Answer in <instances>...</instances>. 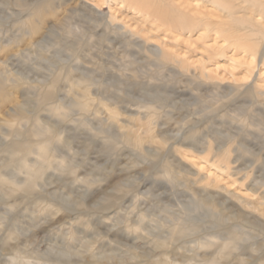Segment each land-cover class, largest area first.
Returning <instances> with one entry per match:
<instances>
[{
  "label": "rangeland",
  "instance_id": "rangeland-1",
  "mask_svg": "<svg viewBox=\"0 0 264 264\" xmlns=\"http://www.w3.org/2000/svg\"><path fill=\"white\" fill-rule=\"evenodd\" d=\"M0 80V264H264V0H0Z\"/></svg>",
  "mask_w": 264,
  "mask_h": 264
},
{
  "label": "bare ground",
  "instance_id": "bare-ground-1",
  "mask_svg": "<svg viewBox=\"0 0 264 264\" xmlns=\"http://www.w3.org/2000/svg\"><path fill=\"white\" fill-rule=\"evenodd\" d=\"M129 1L134 2V1H139V0H129ZM222 1H225V0H222ZM3 86H5V84H4L3 80H0V91H4V90H2ZM87 89H88L87 87L84 89L85 93H88ZM61 109H62V107H61L60 104H56V105L52 106V110L54 112L58 113ZM60 115H64V113H62ZM38 117L39 116H36L34 118V120H38L39 119ZM37 133L40 134V138L37 140L38 142L36 143L37 146H38L36 152L33 149L30 148L31 147L30 144L29 145H25V144L19 145V150L22 153H24V155L21 156L22 161H21V164H20V169H22V168L26 169L27 177H26L25 181L22 184L17 182V180H11L10 179L9 183L14 185L13 189H11L12 192H15V190L16 191L17 190L18 191L22 190V191L25 192V194H28L30 196L35 194V193H39V192H43V191L45 192V187L44 186H41L42 189H40V190L38 189V191H37V188H36L38 186V184L36 183V178L37 177L32 175V174H30V172L35 170L38 175H42V174H44L45 170H47V169L49 170V169H51L53 167L54 161H55L54 158H55L56 155H55V152L50 147V144H51L52 138L56 137V135H55V132L53 130H51V128L49 126H45L44 124L40 126V128H39ZM128 140H130L129 136H128ZM27 150H28V152H27ZM32 153H34V155H36V158L34 159V162L32 164H30L28 159L25 156L27 154L30 155ZM36 164H38V165L36 166ZM165 174H166V177H169V178L173 177L171 175V172L168 169L167 170L165 169ZM0 180L3 181V182L5 181V179H2L1 176H0ZM49 207L50 206H48L47 209ZM135 218H136L135 220L129 222L126 225V229H127V233L126 234L127 235H123L122 234L121 237H117V238H119L120 240L124 239L127 242L128 240L133 239V237L130 236L131 232H133V234L135 235L139 231H144L145 233L142 234L144 236H145V234L152 233L150 231L151 226L150 225L149 226H144V225L151 224V221L153 219H148L146 213H144L142 210L138 211V214L135 216ZM177 233H181L182 234L183 230H181V231H179ZM170 241H169V243H170ZM167 244H168L167 241H164V240L162 241V245L166 249L169 248V245H167ZM200 244H201L200 249H203L204 246H206V247H209L211 245L214 246L212 240H208L207 242L206 241L205 242H200ZM221 244H222V249L218 251V254H222L223 250L226 249L225 247L228 246V243L225 242V241L222 242ZM177 253L178 252L175 251L173 253V256L171 257V253H169L168 251H164L163 253H161L162 255L160 257H158L155 261H153L152 264H198V263H193L192 261H194V260L203 261V262L205 260V261L208 262V264L209 263L212 264L211 262L214 261V259L210 260V258L206 257L205 254L202 255L203 258L198 259L197 257L200 256L199 255L200 253L199 252H195L194 255H192V257L188 259L189 261L187 263H184L185 262L184 260H181V261L177 260L178 259L176 257Z\"/></svg>",
  "mask_w": 264,
  "mask_h": 264
}]
</instances>
